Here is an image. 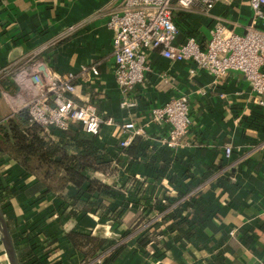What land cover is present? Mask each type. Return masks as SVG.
Here are the masks:
<instances>
[{
    "label": "crops",
    "instance_id": "0c3cea01",
    "mask_svg": "<svg viewBox=\"0 0 264 264\" xmlns=\"http://www.w3.org/2000/svg\"><path fill=\"white\" fill-rule=\"evenodd\" d=\"M123 4L0 0V124L17 113L14 108L25 98L14 78L25 59L34 56L56 73L79 72L75 98L93 102L103 117L120 122L133 118L143 124L153 106L187 95L192 123L182 145L163 147L169 126L154 123L146 128L147 140L141 137L148 143L145 154H125L118 148L119 125L104 126L97 140L110 169L93 177L119 194L96 209L79 203L76 216L66 217L74 208L71 200H63L7 155L0 138V192L8 190L10 228L19 237L39 224L40 233L31 239L36 254L45 255L43 264H107L104 252L121 243L124 253L110 264H264V105L239 71L214 85L208 71L193 75L190 63L150 49L151 71L137 87L136 106L123 109L114 74V31L106 24ZM187 13L186 23L197 27L203 42L218 19L230 30L244 32L252 18L246 1H220L209 12ZM184 36L180 30L177 38ZM82 65L96 66L98 74L81 71ZM228 144L233 147L230 157L225 154ZM185 199L191 204L180 210ZM182 217L194 220L193 234L180 232L186 222ZM144 229H150L145 245L139 241ZM25 246L21 240L19 247ZM0 264H8L1 242Z\"/></svg>",
    "mask_w": 264,
    "mask_h": 264
},
{
    "label": "built area",
    "instance_id": "2783aa9c",
    "mask_svg": "<svg viewBox=\"0 0 264 264\" xmlns=\"http://www.w3.org/2000/svg\"><path fill=\"white\" fill-rule=\"evenodd\" d=\"M220 1L248 2L252 18L244 32L232 31L218 19L210 27L211 37L206 42L193 35L177 38L180 32L177 11L209 12ZM106 24L114 31V74L123 109L131 111L136 106L137 87L151 71L147 53L150 49H156L169 60L190 63L193 75L208 71L214 85L231 71H239L249 81L257 102L264 105V0H124L122 12L111 14ZM80 70L98 74L94 65H82ZM78 73L59 74L41 59L34 56L25 59L14 80L26 95L14 112L27 109L30 121L43 127L49 135L52 128L65 132L77 126L82 134L99 139L104 126L119 125L121 151L137 136L147 140V126L166 123L169 131L161 140L162 146L177 149L182 145L192 123L187 95L173 96L165 104L153 106L143 124L133 118L120 122L114 116L103 117L93 102L75 98ZM232 150V145L225 146L227 157Z\"/></svg>",
    "mask_w": 264,
    "mask_h": 264
},
{
    "label": "trees",
    "instance_id": "16d2710c",
    "mask_svg": "<svg viewBox=\"0 0 264 264\" xmlns=\"http://www.w3.org/2000/svg\"><path fill=\"white\" fill-rule=\"evenodd\" d=\"M187 14L185 11L179 12L176 18L177 26L184 31L185 35L198 37L197 27L186 23L188 22ZM51 132L57 134L59 139H53L47 130L31 122L27 109L18 111L7 122L0 124V138L4 142L3 151L17 160L27 172L41 179L49 190L60 193L66 202L71 200L69 204L74 208L65 213L66 217L76 216L75 207L79 203H84L85 209H89L102 206L105 200L114 201L119 194L117 189L93 177L98 171L108 172L110 169V160L104 158L102 153L104 146L99 144L97 138L82 134L77 126L65 132L52 128ZM147 146V141L137 136L128 148L122 149V152L140 156L145 154ZM0 185L3 187L1 183ZM66 189L68 192L64 193ZM7 191L6 193L0 192V204L5 214L9 205ZM187 204L191 202L185 199L177 207L181 210ZM167 217V215L164 216V219ZM183 219L186 222L179 226L180 232L187 236L193 234L196 227L194 220L186 217ZM11 232L21 264H43L45 255L36 254L32 244L33 239H31L40 233L39 224H34L30 229L21 231L19 237L14 235L13 226H11ZM149 233L150 229L140 231L141 244L148 243ZM21 240H24L27 246L20 248ZM124 251L125 244H117L105 253L104 263L110 264Z\"/></svg>",
    "mask_w": 264,
    "mask_h": 264
},
{
    "label": "water",
    "instance_id": "95a60500",
    "mask_svg": "<svg viewBox=\"0 0 264 264\" xmlns=\"http://www.w3.org/2000/svg\"><path fill=\"white\" fill-rule=\"evenodd\" d=\"M106 230L107 229L105 227V231ZM0 242L3 246L8 264H21L10 225L1 204H0Z\"/></svg>",
    "mask_w": 264,
    "mask_h": 264
}]
</instances>
